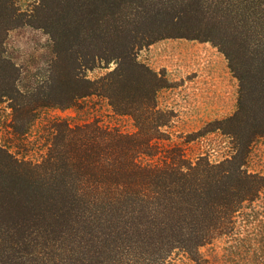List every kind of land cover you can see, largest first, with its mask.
<instances>
[{"label":"trees","instance_id":"trees-1","mask_svg":"<svg viewBox=\"0 0 264 264\" xmlns=\"http://www.w3.org/2000/svg\"><path fill=\"white\" fill-rule=\"evenodd\" d=\"M14 30L45 38L37 72L9 52ZM164 38L210 42L237 80L235 110L188 136L227 137L221 160L156 145L168 139L163 128L173 117L157 99L170 83L138 53ZM97 68L109 70L90 78ZM92 96L129 116L135 132L53 121L38 163L18 160L0 144L3 241L82 234L116 264H162L174 249L198 261L197 249L227 232L240 205L264 192V175L245 169L252 144L264 137V0H39L28 12L0 0V104L9 100L24 120L13 133L26 134L38 109Z\"/></svg>","mask_w":264,"mask_h":264},{"label":"rangeland","instance_id":"rangeland-1","mask_svg":"<svg viewBox=\"0 0 264 264\" xmlns=\"http://www.w3.org/2000/svg\"><path fill=\"white\" fill-rule=\"evenodd\" d=\"M38 1L13 0V3L20 12H28ZM8 39L9 52L17 62L37 72L41 67L39 56L45 49V38L37 31L14 30ZM138 59L156 71H164L170 83L169 87L158 91L157 99L159 107L171 110L173 117L163 128L168 139H159L156 145L160 149L177 145L190 159L200 154H207L212 161L226 157L230 150L229 140L219 132L193 140L188 138L206 122L226 117L236 108L237 80L224 55L208 41L164 38L141 49ZM109 69L97 68L88 72V76L95 78ZM53 121H66L71 125L94 123L123 134L136 130L129 116L114 113L106 100L92 96L66 108L38 109L28 132L16 136L13 130L22 127L24 120L23 117L15 118L10 101L4 100L0 104V144L20 161L41 162L50 144ZM160 157L161 154L146 159L154 161ZM245 169L264 175V137L252 144ZM71 238L63 234L47 240L30 239V244L18 243L15 247L14 242L0 238V264H116L109 251L105 253L99 246L91 248L82 234ZM197 251L198 261L186 251L174 249L160 263L264 264V192L244 201L233 215L231 228ZM130 264L157 263L142 259Z\"/></svg>","mask_w":264,"mask_h":264}]
</instances>
